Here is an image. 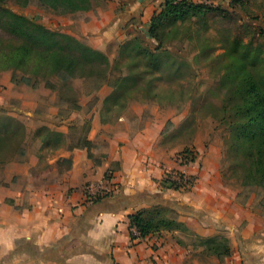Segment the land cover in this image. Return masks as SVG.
Returning a JSON list of instances; mask_svg holds the SVG:
<instances>
[{
    "label": "rangeland",
    "instance_id": "1",
    "mask_svg": "<svg viewBox=\"0 0 264 264\" xmlns=\"http://www.w3.org/2000/svg\"><path fill=\"white\" fill-rule=\"evenodd\" d=\"M117 1L120 0H96L89 10L99 18L104 15L109 18L100 28V33L111 28V4ZM161 1H157L156 10L161 9ZM192 1L210 8L204 15L177 23L165 22L159 30L160 39L150 36L149 16L140 12L136 18L127 21L119 9L115 20L121 23L120 27L112 39L103 42L104 49H99L95 46L94 37L100 33L92 36L80 31L85 27L81 24L88 23L85 11L63 14L45 7L38 0H0V6L101 50L108 57L112 69L106 78H73L68 81L53 78L56 89L46 87L43 80L36 88L30 86L34 79L28 85L20 84L28 87L30 98L39 105L22 112V117L11 113L23 123V127L18 128L19 136L10 138L0 149V157L11 152V148L22 140L24 148H29L36 146L37 139L47 136L46 131L38 130L48 124L36 121L37 125L34 120L43 115H49L47 119L56 125L51 129L64 132V137H47L48 141L42 145L45 169L51 165L49 160L57 157L62 148L80 144V139L89 133L94 116L99 117L101 124L111 125L112 131L129 128L135 132L148 124L162 125L161 147L170 155L169 162L164 164L165 174L185 172L192 176L189 188L174 191L193 196L207 180L212 182L210 186L218 195L236 193L245 213L263 219L264 187L242 183V175L247 171L239 151H233L231 124L236 115L235 106L239 103L236 84L242 67L235 65L239 63V51L246 46L251 54L262 50L264 55V35L259 30V26L264 27V0ZM2 14L5 12L0 10V39L3 47H7L16 44L17 38L8 31L7 14ZM159 45L168 49V53L159 55L161 51L155 50ZM137 46L148 48L158 56L153 59L148 54H137L134 50ZM6 70L0 65V71ZM16 74L19 80L23 72L16 70ZM73 102H78L80 107L73 109ZM4 107L14 111L18 108L10 104ZM27 114L31 118L28 119ZM0 116L3 117V113ZM35 124L37 126L33 127ZM123 145L121 142L119 147ZM63 166L66 167L67 163ZM165 199L173 202L170 205L187 208L186 203L170 195ZM189 207L190 212L200 215L199 222L181 218L175 210L166 209L170 218L184 220L186 225L181 227L182 232L191 235L197 234L193 227L222 226L212 223L203 211ZM206 221L209 224H205ZM247 223L245 220L243 227ZM216 239L217 242H225L220 233ZM231 252L230 249L227 255L230 256Z\"/></svg>",
    "mask_w": 264,
    "mask_h": 264
},
{
    "label": "crops",
    "instance_id": "2",
    "mask_svg": "<svg viewBox=\"0 0 264 264\" xmlns=\"http://www.w3.org/2000/svg\"><path fill=\"white\" fill-rule=\"evenodd\" d=\"M157 1L111 4V28L102 33L108 16L99 18L85 11L88 23H82L85 27L80 31L92 36L100 33L94 37L95 46L104 49L103 42L120 27L115 20L119 9L127 21L142 12L151 22L160 10L155 9ZM12 73L0 71V106L15 105L17 111L11 113L22 117V112L39 103L30 98L28 87L11 81ZM47 117H37L35 123L56 126ZM161 129L162 125L148 124L135 132L112 131L111 125L101 124L94 116L86 136L93 144L90 150L62 148L45 169L43 144L37 139L36 146L25 148V155L0 165V264H264V218L245 213L236 193L218 195L207 180L193 196L161 186L164 164L170 160L161 147ZM121 142L124 145L119 147ZM61 159H70V166L64 167ZM100 184L115 190L98 202H86L89 187L96 190ZM169 195L186 203L187 210L194 206V211H203L212 223L222 226L193 227L197 234L191 235L181 228L161 230L133 239L129 216L164 204ZM180 217L199 222L195 217ZM219 233L228 240L230 256L219 253L222 249L212 251L208 240Z\"/></svg>",
    "mask_w": 264,
    "mask_h": 264
},
{
    "label": "trees",
    "instance_id": "3",
    "mask_svg": "<svg viewBox=\"0 0 264 264\" xmlns=\"http://www.w3.org/2000/svg\"><path fill=\"white\" fill-rule=\"evenodd\" d=\"M42 5L59 13H76L89 11L93 8L96 0H38ZM239 2L240 0H233ZM209 6L194 3L192 0H164L160 11L155 12L151 19L149 33L151 37L160 39L159 30L165 22L177 23L189 17L204 15ZM0 10L8 17V31L17 38V43L3 47L0 39V65L3 68L13 70L11 81L16 84H30L34 79L33 88L37 87L40 80L45 81V86L56 89L53 78L68 81L73 78H106L112 72L108 57L101 50L95 49L76 37L54 30L36 20H31L27 16L16 13L11 9L0 6ZM260 33L264 35V27L259 26ZM137 54H148L153 59L155 52L143 46L134 49ZM161 51L159 55L168 53V49L159 45L155 48ZM239 50V49H238ZM156 55V56H155ZM239 63L235 64L242 69L239 70V79L236 84V93L239 103L235 106V117L231 124L233 151H239V155L244 160V168L247 174L242 175V183L264 187V55L262 50L251 54L246 46L239 51ZM257 67V68H252ZM16 70L22 71L23 75L17 80ZM73 109H78V102L71 104ZM0 149H2L13 137L19 136L18 128L23 127V123L12 116L10 109L0 106ZM39 132L46 131L47 136L41 140L45 144L47 137H64V133L51 130L47 126H42ZM23 139V137H22ZM21 139V140H22ZM84 148L88 150L93 147L91 141L80 139V144L70 146L73 149ZM25 155L23 140L11 148V152L0 157V165L8 161ZM59 162L71 164L70 159H61ZM179 173V172H178ZM165 189L185 190L190 186L181 181H174L171 174L162 180ZM96 200L95 202L100 201ZM169 202V201H168ZM173 202H169L172 204ZM176 203V202H175ZM166 207V208H165ZM171 208L178 214L186 215L185 210L177 209L174 205L159 204L152 208L141 209L129 216L130 228L135 227L141 238L151 233L161 230H173L185 227L183 222L172 219L166 215V209ZM195 218L200 215L192 212ZM131 237L136 238L131 232ZM212 245V251L217 252L222 249L221 254H230L228 240L217 242L216 238L208 240Z\"/></svg>",
    "mask_w": 264,
    "mask_h": 264
},
{
    "label": "built area",
    "instance_id": "4",
    "mask_svg": "<svg viewBox=\"0 0 264 264\" xmlns=\"http://www.w3.org/2000/svg\"><path fill=\"white\" fill-rule=\"evenodd\" d=\"M169 173V171H168ZM168 174H165V176ZM172 175V174H171ZM174 181H181V177L185 184H188L187 186H190L192 184V176H188L185 172H176L174 175H172ZM164 179V178H163ZM101 185V184H100ZM115 189L108 188L104 185H101L100 188H97L96 190H93L91 187H89L87 195H86V202L94 203L98 199H103L111 194V192ZM131 232L135 237H140L137 229L135 227L131 228Z\"/></svg>",
    "mask_w": 264,
    "mask_h": 264
},
{
    "label": "water",
    "instance_id": "5",
    "mask_svg": "<svg viewBox=\"0 0 264 264\" xmlns=\"http://www.w3.org/2000/svg\"><path fill=\"white\" fill-rule=\"evenodd\" d=\"M164 204H166V205L170 206V204H169V202H168V201H167V202H165ZM176 208H177V209H183V210H185V212H186V215H187V216L194 217L193 215H191V213H192V212H190V211H189V210H187L186 208H184V207H179V206H177Z\"/></svg>",
    "mask_w": 264,
    "mask_h": 264
}]
</instances>
